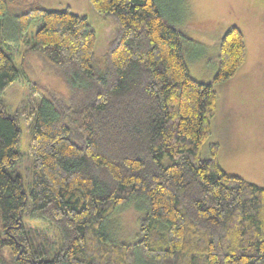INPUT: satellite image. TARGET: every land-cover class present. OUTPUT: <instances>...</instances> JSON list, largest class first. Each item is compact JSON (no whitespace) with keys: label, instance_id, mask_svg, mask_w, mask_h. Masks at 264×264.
Here are the masks:
<instances>
[{"label":"trees","instance_id":"1","mask_svg":"<svg viewBox=\"0 0 264 264\" xmlns=\"http://www.w3.org/2000/svg\"><path fill=\"white\" fill-rule=\"evenodd\" d=\"M90 2L118 22L100 57L87 16L37 5L10 15L0 0V264H264V186L228 173L217 142L202 152L215 85L247 57L242 28L220 38L217 72L203 82L186 61L199 43L168 13L175 0ZM23 38L68 89L32 88L42 98L29 192L17 170L25 111L2 98L20 75L5 45ZM131 204L146 210L125 241L115 214Z\"/></svg>","mask_w":264,"mask_h":264},{"label":"rangeland","instance_id":"2","mask_svg":"<svg viewBox=\"0 0 264 264\" xmlns=\"http://www.w3.org/2000/svg\"><path fill=\"white\" fill-rule=\"evenodd\" d=\"M9 14L25 11L33 5L47 9H65L87 16L96 31L95 54L103 56L113 41L118 22L114 16H103L90 0H9ZM178 0L170 4L168 13L183 19L179 24L199 44H188L186 61L191 74L203 82L212 81L218 69L220 38L232 24L239 25L245 36L247 57L236 74L216 84L217 109L212 119V133L203 145V157L210 156V144L220 145L218 157L224 169L249 181L264 186V0H184L183 10ZM177 10V11H176ZM180 10V11H178ZM182 11V12H181ZM181 12V14H180ZM38 23L29 28L35 34ZM5 32V28L2 29ZM2 38L3 36L0 35ZM28 42L7 43L13 50L19 77L6 89L2 98L10 109L24 110L21 120L22 134L18 150L17 170L22 175L27 192L33 179V156L30 145L33 135L32 109L42 96L33 92L34 83L49 86L63 93L68 89L55 69L41 56L28 54ZM145 204H131L115 214L117 236L125 241L135 239L137 217L145 211ZM30 221H33L30 219ZM57 241V231L48 226Z\"/></svg>","mask_w":264,"mask_h":264}]
</instances>
